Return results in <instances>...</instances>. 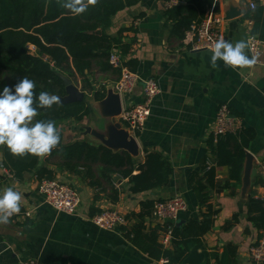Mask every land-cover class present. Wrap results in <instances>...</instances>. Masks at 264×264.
Segmentation results:
<instances>
[{"label":"crops","instance_id":"0c3cea01","mask_svg":"<svg viewBox=\"0 0 264 264\" xmlns=\"http://www.w3.org/2000/svg\"><path fill=\"white\" fill-rule=\"evenodd\" d=\"M172 1L140 0L138 4L118 12L106 30L111 37L121 29L126 30L122 33L123 43L134 40L125 55L126 61L135 60V73L139 78L154 79L159 86L160 93L152 102L144 128L136 134H129L138 145V155L133 157L137 163L144 162L145 151L160 153L167 160L172 168L169 184L132 194L128 190V178L113 175L111 184L96 178L100 186L91 187L89 179L83 178L82 173L74 174L58 168L60 158L51 152L62 145L74 141L102 145L91 135H84L85 128L101 129L109 122L101 115L99 101H94L92 94L85 97L84 93L89 115L80 122L62 123L58 129L61 134L59 147L46 156H39V165L52 171L54 179L77 191L79 206L76 214H64L46 205L38 192L35 176L27 174L22 181H17L2 167L0 155V192L9 187L20 192L21 211L31 212L30 218L10 219L8 223L0 224V264H20L30 259L43 264H167L163 263V258L154 259L133 245L127 233L136 221L127 217L138 213L143 201L156 202L180 196L186 201L187 209L180 213L175 224L182 223L176 226L190 219H201L206 208L198 205L190 179L197 174L202 176L204 163L214 166L215 187L207 194L209 204L218 213L211 231L203 236L201 244L189 250L179 264H217L215 257L223 258L229 248H235L237 264H256L249 257V249L264 238V230L256 231L253 227L248 220L247 207L249 198L264 202V60L259 65L241 67L226 66L218 60L217 67L213 68L211 50H193L189 38L181 41L171 34L164 12L177 5L176 0ZM251 2L217 0L218 13L222 18L221 39L233 44L245 41L247 47L244 51L249 58L248 37L252 24L244 21L243 16L251 10ZM259 2L264 6V0ZM229 12L235 16L226 20ZM30 50L35 53L34 46L31 45ZM87 78L94 90L103 86L106 93L118 79L112 72L96 70ZM72 83L81 91L80 78ZM141 101L140 84L130 95L120 98L122 108ZM223 103L228 105L230 117L239 126L238 130L248 128L256 132L254 141L245 151L256 160L245 200L240 197L241 183L237 187L232 186L236 183L229 181L228 168L215 165L208 145L217 109ZM121 125L128 131L124 124ZM137 173L133 171V174ZM111 188L119 192L116 202L108 198ZM108 210L125 216L126 226L112 231L95 226L91 219ZM233 217H236V223L225 229V224ZM157 227H162L160 221L144 220L145 233ZM159 230L158 243L163 249H171L170 243L162 245V230Z\"/></svg>","mask_w":264,"mask_h":264},{"label":"trees","instance_id":"16d2710c","mask_svg":"<svg viewBox=\"0 0 264 264\" xmlns=\"http://www.w3.org/2000/svg\"><path fill=\"white\" fill-rule=\"evenodd\" d=\"M140 0H97L86 12L74 15L62 6L64 0H0V91L4 86L12 87L23 78L35 82L34 100L41 91L56 96H64L62 74L76 82L80 78L81 91L92 94L94 101H101L106 89L97 90L89 82L87 75L92 71L112 72L119 77L120 71L112 69L108 58L113 48H118L125 56L134 42L123 43L119 30L116 36L106 34L112 18L120 11L132 7ZM170 2L172 0H157ZM177 5L166 9L164 16L170 23V32L178 40L186 38L190 27L202 21L206 13L213 9L219 12L217 0H176ZM256 6L243 16L244 21H251L249 35L264 41V6L259 0H251ZM35 47V53L30 46ZM126 66L136 72L137 62L129 60ZM87 101L70 104H54L51 108L38 109L37 120L53 121L56 127L67 121L80 122L89 115ZM61 136V134H60ZM256 132L252 129H240L228 133L216 143L213 137L208 139L209 148L216 166H226L229 181L239 186L245 151L254 141ZM61 141V139H60ZM1 165L17 181H22L27 174H33L36 181L54 179L52 171L39 165V156L27 154L13 155L8 148L0 145ZM51 155H58V168L74 174L82 173L89 179L91 187H99L96 178L112 183L113 175L128 178V190L132 194L145 193L169 184L172 168L167 160L157 152L145 151L143 163H137L125 151L114 152L102 145H91L85 141H74L53 150ZM205 164V163H204ZM203 164L202 176L194 175L190 185L197 196L200 207L206 208L201 219H190L181 226L172 227L171 249H163L157 241V227L149 233L144 232V220L150 218L156 202L146 200L140 203V211L132 213L128 220L136 222L127 233L130 241L143 253L154 259L163 258L167 264L182 263L189 250L201 244L202 238L214 225L217 211L209 204V189L215 187L214 166ZM96 166V167H95ZM133 171H138L133 174ZM118 190L111 188L108 198L118 200ZM264 202L248 199V220L256 231L264 230ZM236 223V217L225 224V229ZM261 237V236H260ZM1 242V238H0ZM235 248H229L223 258L215 257L217 264H237Z\"/></svg>","mask_w":264,"mask_h":264},{"label":"built area","instance_id":"2783aa9c","mask_svg":"<svg viewBox=\"0 0 264 264\" xmlns=\"http://www.w3.org/2000/svg\"><path fill=\"white\" fill-rule=\"evenodd\" d=\"M170 3H173L170 2ZM255 3L251 2L249 8L253 9ZM222 18L213 9L209 10L201 22L195 23L190 27L186 37L189 38L191 49L211 50L215 42L221 39ZM251 25V23H248ZM248 51L251 58L255 59L254 65H259L264 60V41L250 36L248 37ZM112 69L119 70L120 75L112 87L114 93L119 94L120 98L130 95L134 88L140 84L142 90V101L140 103L129 104L122 108L120 122L130 134H136L144 128V124L151 112L153 100L159 95L160 89L154 79L141 80L139 76L126 66V58L118 48H113L108 58ZM239 126L230 117L228 105L221 104L216 112L214 126L211 131L213 142L216 143L221 137L228 133H235ZM264 168V167H263ZM38 192L43 196L46 205L54 210L74 215L79 206V196L77 191L56 179H44L38 182ZM187 209L186 201L176 196L167 200L155 203L151 215L154 221H160L163 225L161 243L167 246L172 237V227L177 221L181 212ZM30 211H20L10 219L30 218ZM91 221L100 229L112 231L119 227L126 226L125 216L116 211H102L95 215ZM250 259L256 263L264 262V238L260 239L249 249ZM167 263V260H162ZM20 264H43L38 260H26Z\"/></svg>","mask_w":264,"mask_h":264},{"label":"clouds","instance_id":"9594fccd","mask_svg":"<svg viewBox=\"0 0 264 264\" xmlns=\"http://www.w3.org/2000/svg\"><path fill=\"white\" fill-rule=\"evenodd\" d=\"M97 0H64L62 6L72 14L80 15L95 5ZM247 44L240 40L234 44L220 39L211 48V65L217 67L222 60L226 66H251L254 58H249L245 49ZM35 82L23 78L12 87L4 86L0 91V145L8 148L11 154L24 156L32 154L46 156L60 142L61 136L53 121L37 120L38 109L51 108L59 97L41 91L34 100ZM21 193L12 187L0 192V224L8 223L10 218L21 211Z\"/></svg>","mask_w":264,"mask_h":264},{"label":"water","instance_id":"95a60500","mask_svg":"<svg viewBox=\"0 0 264 264\" xmlns=\"http://www.w3.org/2000/svg\"><path fill=\"white\" fill-rule=\"evenodd\" d=\"M233 16H235V13L229 12L225 19L227 20ZM58 76L63 81L65 88V95L62 97L57 96L59 97L58 103L70 104L83 101L84 93L81 92L69 78L61 74H58ZM98 106L101 109L102 117L108 120L109 123H106L101 129L87 127L85 128L84 135H91L104 147L114 152L125 151L130 156L136 157L138 155L139 149L135 138L131 136L128 131L124 130L121 123L117 122L116 120L122 110L119 94L114 93L112 88H109L105 98L99 101ZM58 147L59 143L53 149ZM255 164V158L249 152H245L240 189V197L243 200L247 198L248 191L251 186L250 176L252 168ZM181 223L182 222H177L176 224L179 225Z\"/></svg>","mask_w":264,"mask_h":264},{"label":"rangeland","instance_id":"374dc122","mask_svg":"<svg viewBox=\"0 0 264 264\" xmlns=\"http://www.w3.org/2000/svg\"><path fill=\"white\" fill-rule=\"evenodd\" d=\"M77 85H78V87H80V86H79V84H77ZM120 114H121V113H120ZM119 117H120V115L118 116V118H117V119L120 121ZM120 123H121V122H120Z\"/></svg>","mask_w":264,"mask_h":264}]
</instances>
